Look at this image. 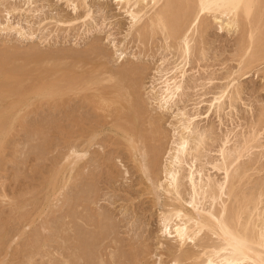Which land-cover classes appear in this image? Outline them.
<instances>
[{"label":"rangeland","instance_id":"rangeland-1","mask_svg":"<svg viewBox=\"0 0 264 264\" xmlns=\"http://www.w3.org/2000/svg\"><path fill=\"white\" fill-rule=\"evenodd\" d=\"M67 1L68 3L66 0H0V23L3 26L9 23L12 26L18 25L21 32L0 31V59L8 58L9 62L4 63V69L10 73L6 78L4 76L7 73L0 75V96L3 99H11L9 94L2 91V87H13L19 80L30 76V79H33L37 72L52 66L49 63L51 59L64 60L67 64L73 60L90 63L92 59L99 57L98 54H107L110 59H104H109L110 69L114 67L117 70L132 65L142 70L141 85L137 89V93L140 92L138 97L146 103L147 114L159 123L157 124L164 135L160 142L152 143L162 148L156 170L157 185L165 186L168 182L164 169L173 159L179 138L183 135L188 138L190 148H194L198 140H203L195 165L196 168L202 169L205 178L209 176L213 180L223 179V170L215 169L213 165L221 164V154L225 151L239 150L241 157L235 162V166L240 167L241 171L244 170L245 177L239 186L235 185V192L243 190L245 194L251 193L255 196L257 188L264 182V60L249 65V57L240 56V28L225 26V17L218 23V19L213 18L215 15L203 13L200 20L209 25L206 29L196 32L192 36L193 40L191 37L192 48L189 56H183L174 41L165 39L161 32L149 34L145 27L149 25L147 19L160 4L154 7L156 10H152L153 3L150 0L135 7H130L121 0H86L87 6L82 2L80 5L81 0H76L78 5L73 8L75 1ZM145 7L146 12L149 13L150 10V13L143 16L146 18L140 20L137 25L132 26L134 20L131 13H141L143 9L145 12ZM149 7L151 9H148ZM263 25L264 23L258 27L262 28ZM121 54V59L117 58ZM96 55L97 58H94ZM96 63L97 61H94L95 65L91 69L86 66V69L94 71L95 74L104 73L105 70H99ZM180 67L183 70H180ZM171 73L177 82L179 80L181 90L171 101L165 103L160 100V82L169 79L168 76L173 77ZM181 74H184L182 78ZM59 76L55 73L56 78ZM47 79L48 76L43 81ZM235 87L238 89L234 90ZM235 91H238L237 95ZM221 95L224 97L219 106L214 100ZM138 97L135 99H139ZM21 101H14V106L12 103L7 104L0 116V124L7 118L5 116H12L15 120L19 117L22 120L18 119L10 124L13 128L5 137L6 145L0 149V264H64V196L71 197L70 203L74 206L80 196V173L75 168L70 176L71 182L67 183V187L59 194L56 191L60 185L61 174L57 176V185L47 187L46 182L54 174V169L64 163V157L60 158L64 156V146L53 134L46 133V138L34 136L32 127L34 121L38 120L40 124L47 125L49 122H60L62 116L58 111L47 109L44 104L42 107L43 102L38 111L33 110L34 102L38 101L36 96L27 98L24 103H20ZM137 101L140 99L134 100L135 103ZM9 106L15 108L12 110ZM105 112L103 114H107V120L111 119L108 114L110 112ZM185 118L192 119L190 131H184L181 126ZM109 135L117 145L107 146L104 151L106 156L111 152L120 154V157L114 159L115 162L113 160L117 166L115 168L119 171L115 169L113 177H118L112 178H117L112 182L107 178L108 172L102 169L106 177L101 169H98L99 172L96 170L98 174L101 172L102 180L98 177L100 184H93L97 191L89 188L90 192H96L97 197L100 195L99 202L92 212L101 216L104 214V217L106 215L110 220L114 237L122 240L116 238L119 240L118 244L123 246L124 254L133 250L138 253L139 261H135V264H172L173 259L181 254L177 242L162 233L161 216L166 209L161 205L163 196L156 201V197L149 193V182L141 173L136 172L135 164L126 154L128 151L125 142L119 136ZM91 157L93 159V156H90L89 161H93ZM186 158L189 161L191 156L186 155ZM182 168L186 170L187 167ZM90 169L96 173L93 171L94 167ZM53 188L56 189L54 193ZM159 190L161 194V187ZM261 199L262 203L257 206L259 209L264 206V195ZM230 202L231 200L227 201L228 205ZM247 207L249 210L243 219H247L251 211L252 224L259 219L255 214L261 209L253 210L252 199L248 200L245 205V208ZM96 210L99 212H95ZM26 215L30 216V220L35 219L27 225L28 227L23 225ZM5 238L7 240H4ZM126 244L131 248H126ZM183 249L194 252L199 250L189 243Z\"/></svg>","mask_w":264,"mask_h":264},{"label":"bare ground","instance_id":"bare-ground-1","mask_svg":"<svg viewBox=\"0 0 264 264\" xmlns=\"http://www.w3.org/2000/svg\"><path fill=\"white\" fill-rule=\"evenodd\" d=\"M70 1L72 2L73 0ZM74 1L76 3L72 2L74 6L72 3L70 4L73 8H76L78 3L76 0ZM122 1H125L130 7H135L146 0ZM150 1L153 3L151 4L152 10L158 9L155 12L153 11L154 14L152 13L151 17L149 16L147 19L149 20V25L145 27L149 30V34L154 35L156 32H161L165 39L169 38L175 42L178 50L180 49L181 53L184 54L183 56H189L192 48L190 47L191 37L196 32L206 29L209 25L205 24L204 21L202 23L200 20L203 13L204 15L205 13H212L215 16L213 17L212 14L210 16L215 18V20L218 19V23L225 17L227 18L225 26L240 28L242 35H240L241 39L239 38L240 42H238L241 48V53L239 54H241V57H249L247 64L251 65L253 62L264 60V25L262 26L263 29L258 27L259 25L261 27V24L264 23V0ZM66 2L68 3L67 0ZM81 2L87 6L86 0H81L80 5ZM149 4L150 2L148 1ZM148 5L146 6L148 7ZM157 5L159 7L155 9L154 7ZM147 7H145V12L142 8L143 12L141 13H139L140 11L134 14L131 13L134 20L132 26L137 25L141 22L140 20L146 18L143 16L148 13L146 12ZM148 9L151 8L149 7ZM139 14L142 15L140 16ZM0 31H17L21 33L18 25L12 26L10 23L5 26L0 23ZM98 55L99 57L101 56V59L97 58ZM98 55L94 57L97 59L93 60L91 58L92 61L90 60V63L78 60L75 62L73 60V62L67 64V62H63L64 60L60 61V59L55 58L56 60L54 61L51 59L53 62L50 60L49 63L52 66L48 64L51 67L49 66L46 70L37 72L36 77L33 79H30L31 76H27L30 80L28 78L19 80L13 87L9 85L12 88L9 86H5L6 88L2 87V91L9 94L11 99H3L0 96V116L7 104L12 103L14 106L13 102L18 99L22 100L20 103H24L27 98L32 96H36L38 99L32 106L33 110L38 111L43 102L42 107L45 105L47 109L58 111L59 115L62 116L61 120L58 118L59 116L57 117L60 122L51 121L53 123L50 124L49 122L47 125L45 123L44 125L40 124L38 120L34 121L32 130L36 137L45 136L46 138V133L53 134V136L60 139L59 141L64 146V152H62L64 156L60 157L61 159L64 157V163L61 166L57 165L59 167L54 169V174L46 182L47 187L57 185V176L61 174L60 185L56 191L59 194L67 187V183L71 182L69 180L70 178L72 179L70 176L74 169L77 168L80 173V179L78 178L80 180V183L78 182L80 196L75 201L74 206L70 203L69 198L71 197L64 196L65 205L63 206H65V211L62 219L63 240L65 243L64 257L66 259L64 264H135V261L137 262L139 258L138 253L133 252L134 250L132 252L129 251V254H124L123 246L118 244L119 240L117 241L120 238L114 237V228L111 230L112 224L109 223L110 220L106 218V215L104 217V214L101 216L100 214L97 215L98 213H93V207L97 206L100 196L98 195L97 197L95 192L97 189L93 187V184H96V186L100 184L102 169L109 173L107 174L109 177H107L104 174L105 172H102L112 182L117 179L112 178L118 177L115 175L113 177L115 171H118L114 162L117 157H120V154L111 152L110 155L108 153L106 156L104 151L107 146L117 145L109 134L119 136L125 142L124 144L128 151L126 154L135 164L136 172L141 173L150 184L149 193L156 197L157 202L163 196L161 205L166 209L161 216L162 233L177 242L178 251L181 254L173 259L172 264H182L184 262L189 264H264V206L260 208L261 210L257 207L262 203L261 197L264 195V182H260V186L256 187L257 194L255 196L251 195V193L245 194L243 190H240L239 193L235 192V185L239 186L242 178L245 177L244 170L241 171L240 167L235 166V162L241 157V152L239 150H229L221 154L220 151L222 162L220 165H213V168L223 170V179L213 180L206 175L205 178L202 174V169L196 168L195 165L196 161H198V154L203 140H198L195 147L190 148L188 146V138L181 135L176 153L172 156L173 159H170L171 162L168 167L164 169L165 179L168 182L165 186L157 185L155 183L158 178L156 170L162 148L152 143L160 142L164 135L160 131L159 123L147 114L146 103L144 104L142 98L138 97L140 92L138 94L137 91L139 90L137 89L141 85L142 79L140 80V78L142 76H140V72L143 75L142 70L132 65L117 70L114 67H112L114 70L110 69L111 66H109L108 62L110 58L108 55L103 54L106 55L105 57ZM121 56L122 54L119 57L117 56V58ZM6 58L5 60L4 58L0 59V75L7 73L4 78L10 74L7 69H4L6 68L4 63L9 62L8 58ZM94 61H97L96 64L99 70H105L104 73L95 74L94 71L86 69V66H90L89 69H91L95 65L93 64ZM182 68L180 67V70ZM55 73H58V76L61 75L56 78ZM176 74H178V71ZM171 75L173 74L171 73ZM47 76L48 79L43 81ZM183 76L184 74H181V78ZM168 78L164 79V81L161 78L163 82H160L162 85L160 87L161 94L159 93L161 96L160 100L165 103L171 101L181 90V84L179 80L177 82L174 75L173 77L168 76ZM26 80L28 81L25 82ZM235 88L234 90L238 89ZM238 91H235V95L238 94ZM136 97L141 102L137 101L135 103L134 100H139L135 99ZM222 97L224 96H217L214 101H217L219 105L223 99ZM9 107L12 110L15 108ZM104 111L110 114L111 119L107 120V114H103ZM5 118L6 121L3 120V123L0 124V149H3L5 137L10 134V130L13 128L10 124L19 119L18 117L15 120L16 118L12 116H5ZM48 118L51 119L50 117ZM19 121L22 120L19 119ZM191 122L192 119L185 118V122L182 123L183 125L181 124L184 131H190ZM155 123L158 124L156 125ZM186 155L191 156L189 161H187ZM90 156H93V159L91 157L93 161L88 160ZM229 159L232 160L228 162ZM206 163L209 164L208 162ZM92 165L94 167L93 171L96 172V170L101 169V172L99 174V171L95 174L91 172L90 168L93 169ZM183 166L187 167L186 170L182 168ZM106 169L108 170L106 171ZM98 177L100 179H97ZM96 180L100 182L92 183V181ZM103 180L105 181L106 179ZM110 180L107 179L108 182ZM111 181L110 183H112ZM54 188L53 193L56 190ZM89 188L95 189V194L92 193L93 190L90 192L91 189ZM224 197H226L225 200L223 199ZM227 199L231 200L229 205ZM249 199L254 202L253 210H260L255 214L259 219H256L252 224H250L253 219H251V211L246 217L247 219H243L244 214L249 210L248 207L245 208ZM71 208L76 210L71 211L74 210ZM26 216L28 218L23 219L25 221L23 223L24 227H28L27 225L35 221L34 218L30 220V216ZM6 238L4 240H7ZM120 241L122 240L120 239ZM187 243L193 244L197 249L199 248L198 252L190 249L184 250L183 247ZM127 246L126 248H131L130 245ZM72 257L74 258L72 259Z\"/></svg>","mask_w":264,"mask_h":264}]
</instances>
